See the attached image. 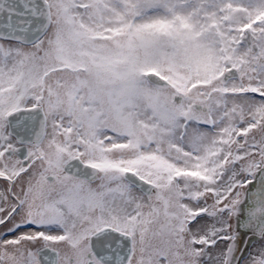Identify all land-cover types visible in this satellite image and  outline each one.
Instances as JSON below:
<instances>
[{"label": "snow or ice", "instance_id": "1", "mask_svg": "<svg viewBox=\"0 0 264 264\" xmlns=\"http://www.w3.org/2000/svg\"><path fill=\"white\" fill-rule=\"evenodd\" d=\"M0 264H264V0H0Z\"/></svg>", "mask_w": 264, "mask_h": 264}]
</instances>
